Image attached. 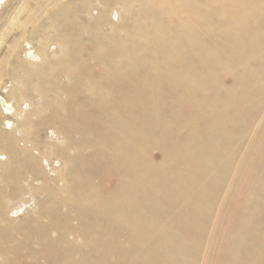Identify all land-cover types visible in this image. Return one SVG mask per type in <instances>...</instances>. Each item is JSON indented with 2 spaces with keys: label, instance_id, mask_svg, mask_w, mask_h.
I'll list each match as a JSON object with an SVG mask.
<instances>
[{
  "label": "rangeland",
  "instance_id": "374dc122",
  "mask_svg": "<svg viewBox=\"0 0 264 264\" xmlns=\"http://www.w3.org/2000/svg\"><path fill=\"white\" fill-rule=\"evenodd\" d=\"M31 3L0 1V61L19 42L0 79V264H264V17L177 34L144 0L45 3L30 22Z\"/></svg>",
  "mask_w": 264,
  "mask_h": 264
},
{
  "label": "bare ground",
  "instance_id": "6f19581e",
  "mask_svg": "<svg viewBox=\"0 0 264 264\" xmlns=\"http://www.w3.org/2000/svg\"><path fill=\"white\" fill-rule=\"evenodd\" d=\"M1 1V0H0ZM60 1L61 0H37V3H34V4H32L34 7H33V10L32 11H29V12H27V17H28V19H30V22L32 21V20H36V19H39V17L40 16H42V15H44L45 13H46V11H44L45 10V8L43 7V5L45 4V3H50L52 6L50 7V8H52V7H54V8H57L58 6H60L62 3H63V1L64 0H62V2L60 3ZM151 8V13H153V15H155V16H162L164 19H166L169 23H170V28H171V30L172 31H174L175 30V32H176V30H177V32H178V30H179V33L181 32V31H198L199 30V28H200V26H199V28L196 26V21H199L202 17H205L206 15H212L213 17L216 15H221V14H226V19H222V22L225 24V27H229L228 29V31H230V27H231V29L233 28V29H235L236 30V32L238 33V32H241V31H244V32H247L248 30H254V31H257L258 30V27H257V25H252L251 23H252V21L253 20H256V19H253L254 17L256 18H258V17H264V0H144ZM30 4V3H29ZM31 5V6H32ZM38 8H42V10H41V12L39 13V15L37 16V18L35 17V19H33V15H36V11H34L35 9H37L38 10ZM46 10H48V9H46ZM112 16V15H111ZM115 17V16H114ZM116 17H117V15H116ZM205 19V18H204ZM220 20V19H219ZM252 20V21H251ZM258 20V19H257ZM200 21H202V20H200ZM205 21V20H204ZM29 22V23H30ZM221 22V21H220ZM200 24H198V25H201L202 23H204L203 21L202 22H199ZM219 23V22H218ZM206 25V24H205ZM211 25V24H210ZM43 27V26H42ZM202 28H204V27H202L201 26V29ZM207 29L208 28H212V29H214L212 26L211 27H206ZM19 31H21L22 32V34L21 33H18L19 34V36H21V35H23L24 34V32L26 31V24H24V23H21V24H19ZM45 29V28H44ZM218 31L220 30V29H217ZM217 30H215V31H217ZM204 31H205V29H204ZM215 31H212L211 30V32H215ZM176 32V33H177ZM206 32H210V30L209 31H206ZM210 32V35L212 34ZM173 33V32H172ZM21 34V35H20ZM178 34V33H177ZM206 34V33H205ZM222 34V32L220 33V35ZM172 35V34H171ZM171 35H170V38H171ZM180 35V34H179ZM215 35V34H214ZM219 35V36H220ZM225 35H229L228 33L227 34H225ZM147 36V35H146ZM181 36H183V35H181ZM212 37L211 38H213L214 36L213 35H211ZM218 36V35H217ZM216 36V37H217ZM219 36H218V38H219ZM222 36H223V34H222ZM173 37V36H172ZM200 37V36H199ZM201 37H203V36H201ZM215 37V38H216ZM253 37V36H252ZM193 38V37H192ZM226 38V37H225ZM224 38V39H225ZM254 38V37H253ZM156 39H157V37H156ZM195 39V38H194ZM220 39V38H219ZM221 40H223V39H221ZM157 41H159L158 39H157ZM214 41V40H213ZM227 41V40H226ZM200 42V41H199ZM221 42V41H220ZM225 42V41H224ZM257 42V41H256ZM143 43V42H142ZM245 43V42H244ZM244 43H242V44H244ZM18 44H19V42L18 41H14V43L13 44H11L10 46H8L7 47V49H6V51L5 52H3V56H2V58H1V61H0V79H2V76L4 75V73L6 72V70H7V65H8V63H9V60L16 54V52H17V50L19 49L18 48ZM145 44V43H144ZM75 45V44H74ZM149 45V44H148ZM169 45V44H168ZM201 46V45H200ZM247 46V45H246ZM206 47V46H205ZM204 47V48H205ZM18 48V49H17ZM167 48V47H166ZM168 48H170V47H168ZM167 48V49H168ZM75 49V48H74ZM73 49V50H74ZM207 49H209V48H207ZM206 49V50H207ZM169 50V49H168ZM167 50V51H168ZM201 50H202V48H201ZM205 49L203 50V51H206ZM244 50V49H243ZM19 51V50H18ZM34 51H37V50H34ZM188 51V50H187ZM198 51V50H197ZM169 52V51H168ZM167 52V53H168ZM199 52V51H198ZM29 53V52H28ZM195 53V52H194ZM244 54H245V52H243ZM248 52H246V54H247ZM199 54V53H198ZM18 55V54H17ZM16 55V56H17ZM40 55V54H39ZM170 56V55H169ZM40 57V56H39ZM184 58V57H183ZM186 58V57H185ZM157 60V59H156ZM4 61V62H3ZM22 61V60H21ZM20 61V62H21ZM73 61V60H72ZM158 61V60H157ZM186 61V60H185ZM40 62V61H39ZM22 63H23V61H22ZM26 63V62H25ZM42 63V62H41ZM47 63V62H46ZM181 63V62H180ZM24 64V63H23ZM25 65V64H24ZM41 65V64H40ZM39 65V66H40ZM23 66V65H22ZM26 66V65H25ZM42 66V65H41ZM43 66H44V64H43ZM45 66H46V64H45ZM52 67V66H51ZM54 67V66H53ZM180 67H182V66H180ZM26 68H27V66H26ZM33 68V67H32ZM40 68V67H39ZM38 68V69H39ZM42 68V67H41ZM35 69H37V68H35ZM43 69V68H42ZM45 69V68H44ZM49 69H52V68H49ZM49 69H48V71H49ZM74 69V68H73ZM181 69H183V68H181ZM33 71H34V69H32ZM40 70V69H39ZM39 70H37L36 71V73L39 71ZM47 70V69H46ZM168 70H169V68H168ZM11 71V70H10ZM18 71V70H17ZM33 71H32V75H33ZM145 71V70H144ZM66 72V71H65ZM146 72H147V70H146ZM146 72H143V73H146ZM30 73V72H29ZM35 73V74H36ZM54 73V72H53ZM57 73H58V71H57ZM51 74V73H50ZM23 75V74H22ZM31 75V76H32ZM18 76V75H17ZM35 76V75H34ZM33 76V77H34ZM53 76H55V73L53 74ZM14 77H15V75H14ZM13 77V78H14ZM35 78V77H34ZM37 78V77H36ZM38 78H40V76L38 77ZM53 77H51L50 78V81H53V79H56L55 77L52 79ZM90 78H92V77H90ZM20 79V78H19ZM27 79V78H26ZM25 79V80H26ZM15 80V79H14ZM21 80V79H20ZM32 80H33V78H32ZM39 80H41V79H39ZM91 80V79H90ZM36 81V80H35ZM50 81H48L49 82V84H50ZM93 81H96V82H98V84H99V82H100V84L101 85H104L103 83H101V81H97L96 79H92V83H93ZM18 82H19V80H18ZM37 83H40L38 80L36 81ZM56 82V81H55ZM22 83V82H21ZM54 83V82H53ZM53 83H51V84H53ZM90 83H91V81H90ZM45 84H48V83H45ZM73 84H76V83H74L73 82ZM97 84V85H98ZM100 84H99V86H98V88H100ZM12 85V84H11ZM27 85V84H26ZM35 85V84H34ZM54 85V84H53ZM70 85V84H69ZM87 85H88V83H87ZM90 85V84H89ZM93 85V84H92ZM170 85H171V83H170ZM45 86V85H44ZM52 86V85H51ZM96 86V84H94L93 85V87H92V89L94 88ZM21 87V86H20ZM36 87H38V86H36ZM40 87V86H39ZM43 86H41V89H43L42 88ZM55 87H56V85H55ZM58 87V86H57ZM65 87V86H64ZM71 87H74V86H70V88ZM89 86H87L86 88H88ZM11 88H13V87H11ZM32 88H34V87H32ZM46 88H47V85H46ZM62 88V87H61ZM69 88V87H68ZM68 88L66 89V90H68ZM69 88V89H70ZM76 88H77V86H76ZM96 88V87H95ZM172 88H174V87H172ZM15 88H13V91H15L14 90ZM49 89H51V88H49ZM53 89H55V88H53ZM88 89H90V88H88ZM37 91H38V89H36ZM46 90V89H45ZM44 90V91H45ZM56 90H58V88L56 89ZM63 90H64V88H63ZM66 90H65V92H64V94L66 93ZM43 90H42V93L44 92ZM47 91H49V90H47ZM47 91H45V92H47ZM51 91V90H50ZM55 90H53V92H54ZM62 90H60V91H58L59 93L61 92ZM95 91V90H94ZM93 90H92V92H94ZM17 92V91H16ZM25 92V91H24ZM24 92H21L23 95H24ZM44 92V93H45ZM68 92H69V90H68ZM68 92H67V94H68ZM170 92V90H168V93ZM6 93V92H5ZM4 93V95H6ZM10 93H11V95L12 94H16V93H14V92H12V89H11V92H9V95H10ZM20 93V92H19ZM30 93V92H29ZM34 93H36V92H34ZM38 93H40V92H38ZM38 93H37V96H39L38 95ZM55 94L57 93V92H54ZM53 93V94H54ZM21 94V95H22ZM46 94H49V92H47ZM50 94H52V93H50ZM54 94V95H55ZM58 94V93H57ZM140 94V93H139ZM170 94V93H169ZM3 95V96H4ZM21 95H19L20 97H21ZM36 95V94H35ZM43 96L45 95V94H42ZM41 95V96H42ZM53 95V96H54ZM110 95V94H109ZM15 97L17 96V98H18V94L17 95H14ZM65 96H66V94H65ZM158 97H159V95H157ZM165 96H167V95H165ZM169 96V95H168ZM5 97V96H4ZM11 97H13V96H11ZM19 97V98H20ZM23 98H25L24 96H22ZM29 97H31V96H29ZM114 97H116V96H114ZM113 97V98H114ZM7 99L9 98V97H6ZM32 98V97H31ZM52 98V97H51ZM104 98V97H103ZM169 98H170V96H169ZM6 99V100H7ZM13 99H15V98H13ZM67 99V98H66ZM105 99V98H104ZM124 99H126V98H124ZM177 99V98H176ZM10 100V99H9ZM16 100V99H15ZM14 100V101H15ZM23 100V99H22ZM43 100V99H42ZM56 100H58L57 98H56ZM102 100V99H101ZM100 100V101H101ZM178 100V99H177ZM21 100H16L15 102H20ZM53 101V100H52ZM58 101H60V100H58ZM64 101H65V99H64ZM68 101H69V98H68ZM68 101H65V104H66V102H68ZM97 101H99V100H97ZM31 102V100L29 99V103ZM43 102H45L44 100H43ZM48 102H49V100H48ZM55 102V101H54ZM51 103V102H50ZM53 103V102H52ZM60 103H61V101H60ZM71 103V102H70ZM171 103V102H170ZM19 104V103H18ZM53 104H55V103H53ZM56 104H58V103H56ZM56 104H55V106H56ZM62 104H64V102L62 103ZM65 104H64V106H65ZM0 105H1V107L3 106L5 109H7L6 107H7V103H6V101L4 100V99H0ZM14 105H16V104H14ZM20 105V104H19ZM36 105H38V104H35V106ZM40 105V104H39ZM42 105V104H41ZM41 105H40V107H41ZM43 105H44V103H43ZM68 105V104H67ZM171 105V104H170ZM18 106V105H17ZM32 106V105H31ZM34 106V105H33ZM46 106L48 107V104L46 103ZM59 106H60V104H59ZM61 106H63V105H61ZM69 106V105H68ZM167 106H168V104H167ZM166 106V107H167ZM13 107V106H12ZM15 107V106H14ZM36 107H39V106H36ZM35 107V108H36ZM66 107V106H65ZM71 107H72V105H71ZM75 107V106H74ZM73 107V108H74ZM170 107V106H169ZM171 107H172V105H171ZM19 108V107H18ZM17 108V109H18ZM34 108V107H33ZM42 108V107H41ZM51 107H48V109H50ZM134 108V107H133ZM55 109V108H54ZM60 109V108H59ZM62 109V108H61ZM75 109V108H74ZM170 109V108H169ZM168 109V110H169ZM10 110H11V108H10ZM19 110V109H18ZM34 110H36V109H34ZM39 111H40V109H38ZM44 109L42 108V111H43ZM22 111V110H21ZM37 111V110H36ZM38 111V112H39ZM75 111V110H74ZM73 111V112H74ZM17 112V111H16ZM35 112V111H34ZM38 112H36V113H38ZM41 112V111H40ZM53 112H55V111H53ZM57 112H58V110H57ZM59 112H62V110H60ZM72 112V113H73ZM64 113V112H63ZM70 113H71V111H70ZM69 113V114H70ZM71 113V115H73ZM133 113V112H132ZM19 114V113H18ZM22 114V113H21ZM27 114V113H26ZM40 114H42V113H40ZM39 113H38V115H40ZM48 114H50V112L48 111ZM65 114V113H64ZM22 115H25V113H23ZM56 115H58V114H56ZM62 115V114H61ZM60 115V116H61ZM4 116H6V115H4ZM43 116H44V114H43ZM74 116V115H73ZM129 116V115H128ZM135 116V115H134ZM7 117H8V115H7ZM15 117H17V115L16 116H14V118ZM24 118L26 117V116H23ZM23 117H22V119H23ZM44 117H46V116H44ZM55 117V116H54ZM63 117V116H62ZM127 117V116H126ZM10 118V117H9ZM19 118H21V116L19 117ZM28 118H29V116H28ZM77 118V117H76ZM129 118V117H128ZM134 118V117H133ZM4 119H5V117H4ZM41 119H43L42 118V116H41ZM46 119V118H45ZM74 119V118H73ZM108 119V118H107ZM8 120H11V119H8ZM26 120H27V118H26ZM69 120H71V122H72V119H69ZM68 120V121H69ZM23 121H24V119H23ZM28 121V120H27ZM29 121H30V118H29ZM33 121V120H32ZM32 121H30L31 123H32ZM34 121L36 122L37 120H35L34 119ZM33 121V122H34ZM67 121V120H66ZM127 121V120H126ZM136 121L137 120H135V123H136ZM6 122V121H5ZM18 122V121H17ZM26 122V121H25ZM37 122H39V121H37ZM55 122V121H54ZM58 122V121H57ZM129 122V121H128ZM13 123V122H12ZM19 123V122H18ZM17 123V124H18ZM73 123V122H72ZM72 123H70V124H72ZM76 123V122H75ZM134 123V124H135ZM6 124V123H5ZM17 124H16V126H17ZM27 124V123H26ZM25 123H24V125L23 126H25L26 125ZM33 124V123H32ZM32 124H30V127H31V125ZM38 124V123H37ZM37 124H36V126H37ZM13 125V124H12ZM21 124L19 125V126H22ZM73 125V127H70V129L71 128H75L76 129V126H75V124L73 123L72 124ZM78 125H80L81 126V124H78ZM136 125V124H135ZM138 125V124H137ZM34 126V125H33ZM69 126V125H68ZM129 126V125H128ZM134 126V125H133ZM133 126H131V128H134ZM14 127H15V125H14ZM27 127V126H26ZM29 127V128H30ZM8 128V127H7ZM19 128V127H18ZM28 128V127H27ZM64 128H66V126L64 127ZM81 128V127H80ZM79 128V129H80ZM130 128V129H131ZM138 128V127H137ZM57 129V128H56ZM69 129V128H68ZM129 129V130H130ZM11 130V129H10ZM16 130H19V129H16ZM15 130V131H16ZM27 130V129H26ZM58 130V129H57ZM72 130V129H71ZM77 130V129H76ZM76 130H74V131H76ZM117 130H119V128L117 129ZM131 130H133V129H131ZM164 130H167V128L166 129H164ZM55 131V130H54ZM73 131V130H72ZM74 131H73V133H74ZM79 131H81V129L79 130ZM78 131V132H79ZM116 131V130H115ZM121 131H122V129H121ZM168 131V130H167ZM166 131V132H167ZM10 132V131H9ZM8 132V133H9ZM26 132V131H25ZM66 132V131H65ZM117 132H119V131H117ZM13 133H15V132H13ZM82 134H83V132H81ZM4 133H2V135H3ZM11 134H12V131H11ZM61 134H62V132H61ZM67 134V133H66ZM70 134V133H69ZM87 134H90V133H88L87 132ZM120 134H122V136H123V133L121 132ZM167 134V133H166ZM5 135V134H4ZM8 135H10V134H8ZM8 135H6V136H8ZM14 135V134H13ZM73 134L71 133V136H72ZM70 136V135H69ZM1 137H3V136H1ZM10 137H12V136H10ZM14 137V136H13ZM66 137V136H65ZM64 137V138H65ZM67 137H68V134H67ZM84 137V136H83ZM164 137V136H163ZM7 138V137H6ZM15 138V137H14ZM62 138H63V135H62ZM63 138V139H64ZM91 138V137H90ZM89 138V139H90ZM121 138V137H120ZM13 138H11V139H9L8 138V140H11L12 142H15L14 140H12ZM17 139H18V137H17ZM69 139V138H68ZM84 139V138H83ZM165 139V138H164ZM6 140V139H5ZM73 140V139H72ZM95 140V139H94ZM7 141V140H6ZM27 141H29V140H27ZM64 141V140H63ZM74 141V140H73ZM84 140H82L81 141V143H84L85 142V144L83 145V146H85L86 145V141H84ZM120 141V140H119ZM118 140L117 141H115V142H119ZM9 142V141H8ZM65 142V141H64ZM76 142V141H75ZM106 142V141H105ZM123 142V141H122ZM45 143V142H44ZM67 143V142H66ZM131 145H133V141H131ZM33 144H35L34 142H33ZM51 145H49V146H51L50 148H53L52 147V143H50ZM63 144H65V143H63ZM63 144H62V146H63ZM116 144V143H115ZM94 145V144H93ZM109 145V144H108ZM114 145V144H113ZM112 145V146H113ZM119 145V144H118ZM129 145V144H128ZM135 145V144H134ZM97 146V145H96ZM124 146H126L125 144H124ZM135 146H133V148H134ZM67 148H69V147H67ZM106 148H108V147H106ZM120 148V147H119ZM124 148V147H123ZM27 149V148H26ZM54 149V148H53ZM53 149H52V151H53ZM110 149H111V147H110ZM115 149H117L116 147H115ZM122 149V148H121ZM127 148H124L123 150H126ZM15 150V149H14ZM28 150V149H27ZM111 150H113V149H111ZM128 150H129V148H128ZM25 152H28V151H25ZM35 152V151H34ZM54 152V151H53ZM117 152V151H116ZM113 152V154L115 153V154H118L119 152ZM134 152H136V151H134ZM49 153V152H48ZM47 153V154H48ZM112 154V156H114ZM137 154V153H136ZM148 154V153H147ZM147 154H146V156H147ZM30 155V154H29ZM72 155V154H71ZM85 155V154H84ZM90 155V154H89ZM138 155V154H137ZM45 156V155H44ZM91 156V155H90ZM117 156V155H116ZM115 156V157H116ZM121 157H122V155H120ZM31 156H29V158H30ZM70 157V156H69ZM86 157V156H85ZM32 158H34V157H32ZM32 158H31V160H32ZM44 158V157H43ZM95 158V157H94ZM138 158V156L136 157V159ZM146 158V157H145ZM70 159V158H69ZM97 159V158H96ZM116 159H117V157H116ZM115 159V160H116ZM118 159H120V158H118ZM36 160V159H35ZM34 160V161H35ZM105 160V159H104ZM103 160V161H104ZM113 159H112V157H111V164H112V161ZM124 160V159H123ZM149 160V159H148ZM37 161V160H36ZM106 161V160H105ZM32 162V161H31ZM92 162V161H91ZM146 162H148V161H145V163ZM36 163V162H35ZM80 163H82V162H80ZM117 163V162H116ZM121 163H123V162H121ZM125 163V162H124ZM104 164V163H103ZM106 164V163H105ZM109 164H110V162H109ZM119 164V163H118ZM126 164V163H125ZM133 164H136V163H133ZM144 164V163H143ZM34 165V164H33ZM36 165H39V164H37L36 163ZM35 165V166H36ZM127 165V164H126ZM146 165V164H145ZM145 165H143L144 167H145ZM138 167H139V165H137ZM106 167V166H105ZM108 167V166H107ZM106 167V168H107ZM148 167V166H147ZM39 168V167H38ZM135 169V168H134ZM36 170H41L40 168L39 169H36ZM117 170V169H116ZM115 170V171H116ZM119 170H121L122 172H124L123 171V169H121V167H120V169ZM119 170L117 171V172H119ZM133 170V169H132ZM139 170V169H138ZM138 170H137V172H138ZM29 171V170H28ZM126 171V170H125ZM128 172V171H127ZM132 172V171H131ZM128 173H130V171L128 172ZM127 173V174H128ZM29 174L31 175V173L29 172ZM33 174V173H32ZM35 174V173H34ZM38 174H39V172H38ZM115 174H116V172H115ZM126 174V173H125ZM20 175L23 177V175H22V173H20ZM128 175H131V174H128ZM137 175V174H136ZM139 175V174H138ZM31 176H33V175H31ZM37 176V175H36ZM35 176V177H36ZM116 176H117V174H116ZM121 177H122V175H120ZM126 176V175H125ZM39 177V176H38ZM120 177V178H121ZM37 178V177H36ZM40 178V177H39ZM42 178V177H41ZM123 178H125L124 176H123ZM129 178L131 179V176L130 177H128V180H129ZM120 180V179H119ZM118 180V181H119ZM123 180V179H122ZM124 180H127V179H124ZM127 180V181H128ZM131 181V180H130ZM138 181V180H137ZM136 181V182H137ZM133 182V181H132ZM139 182V181H138ZM129 183V182H128ZM140 183V182H139ZM137 184V186L139 185V187H140V184ZM120 184V183H119ZM118 184V185H119ZM120 185H122V184H120ZM129 185V184H128ZM130 186H132V188L133 187H136V185H132V184H130ZM131 188V187H130ZM134 189V188H133ZM118 194V193H117ZM122 194V193H121ZM114 198H115V196H114Z\"/></svg>",
  "mask_w": 264,
  "mask_h": 264
}]
</instances>
